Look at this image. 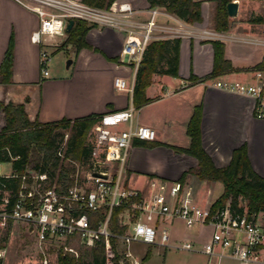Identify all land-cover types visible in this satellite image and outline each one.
<instances>
[{"label":"crops","instance_id":"0c3cea01","mask_svg":"<svg viewBox=\"0 0 264 264\" xmlns=\"http://www.w3.org/2000/svg\"><path fill=\"white\" fill-rule=\"evenodd\" d=\"M116 1L131 4L134 10L131 20L147 19L149 9L156 7L161 12L157 18L161 28L181 30L178 75L154 73L152 82L145 89L149 101L135 108L137 115L132 124L154 128L156 138L144 140L143 145L134 144L138 139L132 141L126 162L127 184L146 192L151 177L179 180L183 172L197 165L193 156L178 153L168 146L189 145L186 125L195 106L200 107L201 143L214 164L226 165L233 150L244 145L251 167L264 177V119L254 116L250 97L215 85L217 80L253 81V70L264 59V25L255 21L264 14V0H240L236 15L229 16V27L225 31L213 28L212 0H194L200 1L202 21L193 23L185 22L163 8L150 6L147 0ZM38 22L37 14L17 1L0 0V63L10 41L13 47L12 82L1 84L8 93L7 101L23 103L29 118L39 122L101 115L132 104L138 65L125 62L120 55L126 35L124 30L102 25L90 28L84 37L89 47L76 50L71 43L65 45L66 48L71 45L73 50L68 66L71 71L65 76L51 77L50 73L42 75L39 45L30 40ZM155 35L157 39L170 38L160 37L164 34L158 31ZM65 38L66 35L55 37L56 47ZM214 39L224 43V57L231 67L211 75L214 52L209 41ZM190 74L195 78L191 79ZM116 76L126 80L128 89L119 90L113 86ZM151 104L158 105L143 111ZM6 163L11 167L10 162ZM193 182H196L195 187ZM181 183L184 191L201 205L211 204L219 196L209 200L217 182L198 181L188 174ZM197 192L202 193L201 197ZM177 220L180 219L167 220L168 241L172 238L169 226ZM197 225L200 228L207 226ZM190 238L200 240L198 235H190ZM202 240V244L207 242L209 235ZM206 255L209 262V255Z\"/></svg>","mask_w":264,"mask_h":264},{"label":"built area","instance_id":"2783aa9c","mask_svg":"<svg viewBox=\"0 0 264 264\" xmlns=\"http://www.w3.org/2000/svg\"><path fill=\"white\" fill-rule=\"evenodd\" d=\"M14 1L38 16V27L31 33L30 40L39 45V65L43 76L48 75L47 63L51 56L48 48L57 46L55 37L66 35L69 19H83L95 25L124 30L126 35L120 55L125 62L136 65L146 46L157 39V31L164 34L160 37L172 38L181 34L179 28L159 26L157 18L161 12L156 7L149 9L147 19L131 20L134 10L126 1H113L107 9L76 0ZM253 77L250 82L217 80L215 85L250 97L254 116L264 119V67H255ZM113 86L119 90L128 89L126 80L120 76L114 77ZM134 111V105L130 104L122 110L100 115L97 122L107 130L103 154L93 162L83 179L76 172L72 184L57 190L46 172L29 167L20 175L16 192L0 189V226L8 221H21L40 246L62 238L66 241L62 245L63 251L74 255L78 252L69 245V241H78L87 248L102 240L106 264H113L111 237L115 238L116 246L117 242L126 246L125 257H132L129 250L132 242L167 245V220L176 218L188 229L197 224L211 228V237L202 245L201 252L219 259L228 257L237 264H264V210L248 212L244 207L238 211L231 207L229 201L212 209L210 205L199 204L189 192H185L178 179L169 181L151 177L146 192L127 184L126 162L132 141L156 138L154 128L132 124ZM120 123H126L127 127L116 128ZM58 154L61 155L60 149ZM94 172L105 176L93 175ZM2 176L16 174L11 168L7 175L0 172ZM115 207H122L119 217L121 224L127 226L124 233H114L110 229L109 219ZM100 209L105 210L106 215L96 227H92L86 210ZM179 247L191 250L192 244L185 241ZM2 253L0 248V257ZM130 262L140 264L136 258ZM43 263H47L46 258H43Z\"/></svg>","mask_w":264,"mask_h":264},{"label":"trees","instance_id":"16d2710c","mask_svg":"<svg viewBox=\"0 0 264 264\" xmlns=\"http://www.w3.org/2000/svg\"><path fill=\"white\" fill-rule=\"evenodd\" d=\"M85 4L97 8L107 9L116 0H81ZM150 6L163 8L166 12L174 14L185 22H201L200 1L194 0H147ZM214 1L213 28L216 31H225L229 27L230 17L227 13V4L232 0ZM256 22L264 25V14L255 18ZM96 26L83 19H73L72 27L66 31V38L61 47L67 43L74 45L78 50L89 47L84 37L86 32ZM264 32V30H263ZM214 52L213 70L211 75L231 67V63L224 57V43L214 39L209 41ZM179 37L153 39L145 48L142 58L138 63L134 85L132 88V104L135 108L149 101L145 89L152 82L154 73L178 75ZM59 47V48H61ZM13 62V47L10 41L3 59L0 63V84L12 82L11 68ZM132 64V63H131ZM133 65V64H132ZM264 67V59L255 66ZM190 78H195L190 74ZM0 110L3 114V124L0 127V162H10L16 176L0 177V189L14 193L20 185V175L26 169L33 168L46 172L57 190L65 189L73 183L76 174V164L83 162L88 155V132L99 114H91L75 119L63 117L51 122L31 120L25 111L23 103L0 100ZM200 107L195 106L186 125V134L189 136V145L179 147L168 145L178 153H185L197 160V165L181 174L183 181L188 174L193 175L198 181L220 182L223 186L221 194L210 204L212 209L221 207L226 201L232 208L242 211L245 207L248 212L264 210V177L251 167L247 158L245 146L236 147L229 162L224 166H216L205 151L201 143L200 132ZM68 136L63 143L64 132ZM134 144H145L144 140H136ZM153 144H156L154 142ZM59 149L61 155L58 154ZM17 157V158H15ZM243 199V205H241ZM12 200V197H11ZM239 205V206H238ZM122 207L112 210L109 225L114 233H124L127 226L120 222L119 213ZM92 227L104 219L105 210H86ZM114 251L113 264H130L117 250L115 238H110ZM150 255L147 249L141 258L143 264ZM0 264H3L0 258ZM57 264H106L105 247L102 240L96 241L91 247H84L77 255L63 252L57 255Z\"/></svg>","mask_w":264,"mask_h":264},{"label":"rangeland","instance_id":"374dc122","mask_svg":"<svg viewBox=\"0 0 264 264\" xmlns=\"http://www.w3.org/2000/svg\"><path fill=\"white\" fill-rule=\"evenodd\" d=\"M60 45L58 47L48 48L51 56L47 63V70L51 77H57L60 75L65 76L71 71V68H68L69 65H67V61L73 56L72 47L71 45H68L66 48L65 46L61 47ZM7 97V91L0 84V100L7 101ZM156 105L158 104L146 106L143 111H148L149 109L156 107ZM136 115L137 109L134 111V118ZM3 120V114L0 110V127L3 124ZM126 127V123H120L116 126L118 129ZM60 131L64 132V143L68 136V130L61 129ZM106 134L107 130L98 122H95L89 130L87 138V147L89 148L88 155L83 162L76 164V172L78 173L79 178L83 179L93 162L101 158L104 143L106 141ZM10 170L11 167L9 163H1V175L8 174ZM195 184L196 182H193V187H195ZM209 186H211V184ZM222 190V184L217 182L211 190L209 200L220 195ZM196 194L201 197L202 193L197 192ZM169 227L172 238L170 241L166 242V246L160 244L132 242L129 245L132 257L124 256V252L127 249L126 246L120 242H117L116 250L129 263H131L130 261L133 260V258H137L141 264V258L144 256V253L147 249H150L151 255L146 260V264H237L236 261L228 257H222L219 259L214 255L209 256L208 262V256L202 253L200 249L203 245L202 239L208 235L209 239L211 237L212 230L209 226L200 228L198 225H195L191 229H188L185 227L183 222L177 220ZM190 235H198L200 240L191 239ZM186 240L191 242V250L179 247V245ZM65 242L64 239L57 238L52 244L46 243L40 246L35 237L28 232L24 223L20 221H8L4 226H0V248L3 249V253L0 258L2 259L3 264H44L43 258L47 259L46 264H57L58 252L62 249V245ZM69 245L77 252L84 248L78 241H69Z\"/></svg>","mask_w":264,"mask_h":264},{"label":"water","instance_id":"95a60500","mask_svg":"<svg viewBox=\"0 0 264 264\" xmlns=\"http://www.w3.org/2000/svg\"><path fill=\"white\" fill-rule=\"evenodd\" d=\"M237 2L236 1H230L228 2L227 4V13L229 16H234L236 15V12H237ZM72 24H73V20L72 19H69L67 24H66V27H65V30L68 31L71 27H72ZM71 62V59L67 61V65H69ZM93 175H100V176H105V174H102V173H97V172H94ZM243 201V199H242Z\"/></svg>","mask_w":264,"mask_h":264}]
</instances>
